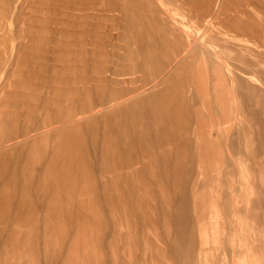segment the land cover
<instances>
[{"label": "rangeland", "instance_id": "obj_1", "mask_svg": "<svg viewBox=\"0 0 264 264\" xmlns=\"http://www.w3.org/2000/svg\"><path fill=\"white\" fill-rule=\"evenodd\" d=\"M248 1L0 0V264H264Z\"/></svg>", "mask_w": 264, "mask_h": 264}, {"label": "bare ground", "instance_id": "obj_2", "mask_svg": "<svg viewBox=\"0 0 264 264\" xmlns=\"http://www.w3.org/2000/svg\"><path fill=\"white\" fill-rule=\"evenodd\" d=\"M247 2H249L248 0H247ZM190 36V35H189ZM194 39V38H193ZM204 46V45H203ZM206 47V46H205ZM226 60V59H225ZM222 64V63H221ZM256 67V66H255ZM243 68V67H242ZM261 73V72H260ZM258 74V73H257ZM201 80V79H200ZM201 84V83H200ZM228 86V85H227ZM256 90V89H255ZM259 91V90H258ZM141 92V91H140ZM256 92V91H255ZM143 93H144V91H143ZM140 96V95H139ZM106 98V97H105ZM104 98V99H105ZM132 99V98H131ZM102 112V111H101ZM97 113V112H96ZM143 114V113H142ZM72 122V121H71ZM70 123V122H69ZM73 123H75L74 121H73ZM234 124V123H233ZM62 125V124H61ZM227 152V151H226ZM260 180V179H259Z\"/></svg>", "mask_w": 264, "mask_h": 264}]
</instances>
